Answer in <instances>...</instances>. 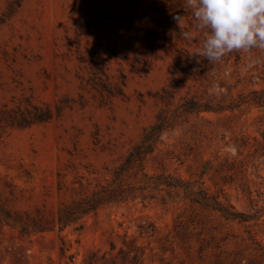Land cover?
I'll list each match as a JSON object with an SVG mask.
<instances>
[{"label": "rangeland", "instance_id": "1", "mask_svg": "<svg viewBox=\"0 0 264 264\" xmlns=\"http://www.w3.org/2000/svg\"><path fill=\"white\" fill-rule=\"evenodd\" d=\"M184 7L0 0V264H264V54L208 62Z\"/></svg>", "mask_w": 264, "mask_h": 264}, {"label": "clouds", "instance_id": "2", "mask_svg": "<svg viewBox=\"0 0 264 264\" xmlns=\"http://www.w3.org/2000/svg\"><path fill=\"white\" fill-rule=\"evenodd\" d=\"M184 4L204 37L198 56L215 63L233 51L255 49L264 54V0H184ZM173 19L181 29L182 16ZM183 35L192 38L190 32Z\"/></svg>", "mask_w": 264, "mask_h": 264}, {"label": "trees", "instance_id": "3", "mask_svg": "<svg viewBox=\"0 0 264 264\" xmlns=\"http://www.w3.org/2000/svg\"><path fill=\"white\" fill-rule=\"evenodd\" d=\"M150 146L151 144L149 145V147ZM143 149H144L143 145H137L126 157V160L123 162V164L119 165V167L117 168L118 173L120 170L125 169L129 163H132L136 155L141 157L142 154L144 153ZM102 200H103L102 194H100L97 191L92 195L85 196L79 200H75L72 203L63 206L59 212L60 227L63 229L68 225L79 223L85 215L97 210L99 206L102 204ZM79 225L82 226L81 223ZM29 226H32L33 229L35 230H43L49 227L42 220H34L33 224H30L29 222H25L23 224V229L27 231ZM62 248H63V252L65 253L66 251L65 245L62 246Z\"/></svg>", "mask_w": 264, "mask_h": 264}]
</instances>
